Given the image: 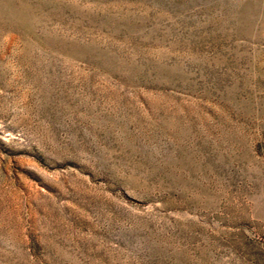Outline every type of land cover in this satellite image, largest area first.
I'll return each instance as SVG.
<instances>
[{"label":"rangeland","instance_id":"obj_1","mask_svg":"<svg viewBox=\"0 0 264 264\" xmlns=\"http://www.w3.org/2000/svg\"><path fill=\"white\" fill-rule=\"evenodd\" d=\"M0 264H264V0H0Z\"/></svg>","mask_w":264,"mask_h":264}]
</instances>
